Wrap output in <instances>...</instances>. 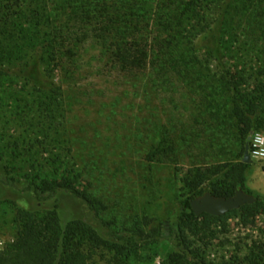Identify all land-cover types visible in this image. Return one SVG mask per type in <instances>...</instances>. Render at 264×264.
Instances as JSON below:
<instances>
[{"label": "rangeland", "instance_id": "rangeland-1", "mask_svg": "<svg viewBox=\"0 0 264 264\" xmlns=\"http://www.w3.org/2000/svg\"><path fill=\"white\" fill-rule=\"evenodd\" d=\"M211 36L196 53L204 63L197 69L207 76L220 73ZM47 49L42 53L43 71L62 87V93L35 92L22 77L21 64L0 66V250L15 238L18 206L55 211L63 232L69 224L83 222L113 246L125 245L119 237L149 241L130 253L127 264H167V256L178 251V229L171 217L174 205L187 198L183 172L208 155L199 149L203 125L196 122L202 100L180 79L156 84L149 72H120L95 42L79 45L63 67ZM221 55L233 75L241 73L245 80L247 70L257 66L251 50L233 47ZM39 103L53 105V118H37ZM189 130L197 134L191 152L183 148L182 139ZM259 133L264 135V129ZM161 141L183 148L176 161L149 160ZM16 149L31 152L16 157ZM210 152L212 163L232 161L239 150L227 141L221 157ZM31 156L37 162L24 164L22 159ZM56 168L77 171V185L93 197L94 210L69 191L60 190L53 199L39 203L32 192L1 181L10 177L21 185L27 179L41 184L51 179L48 175ZM255 175L257 180L250 181ZM248 179V190L254 196L264 195V162L253 161ZM183 229L194 263L264 264L258 258L264 245V212L250 217L248 224L234 214L226 226L202 219L198 226L183 223ZM96 252L99 264H116L115 252ZM62 253L61 248L58 262Z\"/></svg>", "mask_w": 264, "mask_h": 264}, {"label": "trees", "instance_id": "trees-1", "mask_svg": "<svg viewBox=\"0 0 264 264\" xmlns=\"http://www.w3.org/2000/svg\"><path fill=\"white\" fill-rule=\"evenodd\" d=\"M209 36L220 69L214 76L197 69L203 62L196 53ZM89 42L102 46L120 72H149L156 84L180 79L202 100L197 106L196 122L203 125L199 149L207 150L208 155L183 172L187 198L174 205L171 217L178 229V251L166 260L167 264H199L188 256L183 223L198 226L202 219H208L226 226L234 214H240L248 224L250 217L264 212V195L254 196L247 188L251 164L243 162L248 138L264 129V0H0V66L21 64L22 77L35 92L62 93V87L43 71L45 47L52 49L63 67L67 56ZM233 47L257 55V66L247 70L246 80L241 73L233 75L225 57H221L222 51ZM30 49L35 50L33 54ZM53 111V105L39 103L37 118H53ZM194 135L196 132L189 130L182 138L187 152L194 146ZM227 141L238 147V155L232 161L209 162L213 156L210 151L221 157ZM183 148L161 141L149 154V160L176 161V154ZM30 152L16 149L14 155L23 158ZM31 157L22 159L24 164L37 162ZM49 174L51 179L41 184L27 179L21 185L10 177L1 181L15 184L21 192H32L39 203L64 190L95 209L93 197L77 185V171L56 168ZM239 190L254 196L256 202L223 217H197L192 210L191 202L206 193L230 199ZM176 220L182 223L176 224ZM14 224L15 238L0 250V264H99L95 259L99 249L115 252L116 264H127L131 252L149 243L119 237L125 245L113 246L83 222H73L63 232L58 214L39 208L16 206ZM61 248L62 259L58 262ZM258 258L264 260V245Z\"/></svg>", "mask_w": 264, "mask_h": 264}, {"label": "water", "instance_id": "water-1", "mask_svg": "<svg viewBox=\"0 0 264 264\" xmlns=\"http://www.w3.org/2000/svg\"><path fill=\"white\" fill-rule=\"evenodd\" d=\"M250 140L246 146V152L243 162L245 164H252L253 160L250 155ZM256 202L254 196L247 194L243 190L237 191L236 195L230 199L216 198L210 193H206L204 196L197 198L191 202V207L194 214L200 217L204 214L223 217L233 211L239 210L246 205H251Z\"/></svg>", "mask_w": 264, "mask_h": 264}, {"label": "built area", "instance_id": "built-area-1", "mask_svg": "<svg viewBox=\"0 0 264 264\" xmlns=\"http://www.w3.org/2000/svg\"><path fill=\"white\" fill-rule=\"evenodd\" d=\"M250 155L253 161L264 162V135L259 132L251 134Z\"/></svg>", "mask_w": 264, "mask_h": 264}, {"label": "crops", "instance_id": "crops-1", "mask_svg": "<svg viewBox=\"0 0 264 264\" xmlns=\"http://www.w3.org/2000/svg\"><path fill=\"white\" fill-rule=\"evenodd\" d=\"M248 172H247V184H248ZM251 180H253V181H256L257 180V175H255L254 177H252L251 179H250V181Z\"/></svg>", "mask_w": 264, "mask_h": 264}]
</instances>
